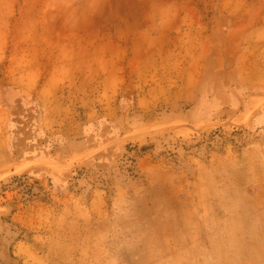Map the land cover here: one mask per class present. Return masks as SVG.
<instances>
[{"label":"rangeland","instance_id":"obj_1","mask_svg":"<svg viewBox=\"0 0 264 264\" xmlns=\"http://www.w3.org/2000/svg\"><path fill=\"white\" fill-rule=\"evenodd\" d=\"M0 264H264V0H0Z\"/></svg>","mask_w":264,"mask_h":264}]
</instances>
